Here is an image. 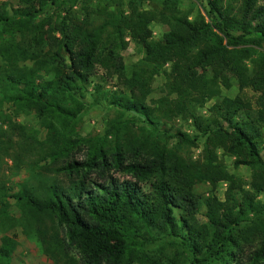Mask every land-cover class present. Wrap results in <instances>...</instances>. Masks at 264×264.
Returning <instances> with one entry per match:
<instances>
[{
  "label": "trees",
  "instance_id": "1",
  "mask_svg": "<svg viewBox=\"0 0 264 264\" xmlns=\"http://www.w3.org/2000/svg\"><path fill=\"white\" fill-rule=\"evenodd\" d=\"M48 1L58 6L67 0ZM254 3L241 0L234 6L226 0H204L203 15L197 11L191 18L177 14L178 10L160 12L168 29L158 39H152L150 29L154 12L141 9L138 0H127L125 10L105 12L95 27L61 21L59 39L42 34L41 21H37L41 9L30 5L9 14L0 9L2 33L30 39L35 45L49 39L57 49L50 77L41 81L12 60L16 54L24 55L19 44L12 42L0 52V101L17 112L33 109L46 116L47 155L60 164L57 169L67 181L44 185L41 197L23 185L9 194L30 217L28 224H23L28 238L52 260L50 264H130L136 246L151 230L173 237L189 254V264L233 259L241 242L252 247L243 254L244 260L264 264V200L259 198L264 193V157L256 146L264 125V54L250 67L245 63L250 50L247 45L264 42V5L255 7ZM105 26L111 30L110 46H114L99 49ZM124 36L141 46L143 61L153 73L164 75L168 91L174 95L167 111L186 113L196 136L159 128L162 123L152 117L154 109L144 100L147 81L142 70L127 79L128 92L106 94L100 84L92 83L94 97L105 99L117 113L101 135L76 136L84 91L95 77V68H104L107 75L123 69L114 47L125 45ZM58 49L63 50L64 58ZM34 55L42 64L44 56ZM195 69L198 76L193 74ZM231 80L239 89L249 87L258 93L254 105L239 95H219L218 85L227 88ZM210 99H216L208 107L215 117L203 118L189 110L192 103L200 106ZM124 113L130 116L124 117ZM136 120L143 125L137 126ZM160 130L191 145L202 138L198 157L187 161L166 149L154 134ZM79 146H83L84 157L75 159L72 154ZM215 148L234 156V166L250 168L247 187L218 161ZM109 169L129 177L115 176ZM147 177L153 178L147 184L148 194L138 182ZM220 181L226 184L221 199L210 194L199 201L195 184L207 182L212 192ZM0 205L1 211L7 207L3 200ZM200 205L205 217L201 224L194 216ZM41 217L55 223L61 238L54 225L40 223ZM31 220L36 221L35 227L29 225ZM14 247L12 238L0 236V264H8ZM71 248L77 250L78 257L69 254ZM142 264L183 263L175 258L165 262L148 258Z\"/></svg>",
  "mask_w": 264,
  "mask_h": 264
},
{
  "label": "rangeland",
  "instance_id": "2",
  "mask_svg": "<svg viewBox=\"0 0 264 264\" xmlns=\"http://www.w3.org/2000/svg\"><path fill=\"white\" fill-rule=\"evenodd\" d=\"M40 1L0 0V9H4L8 14L16 8L29 7L30 5H33L36 9H41L39 10L40 15L37 21H41L42 34L51 35L59 39L60 33L57 27L61 21L69 25L83 26L87 24L88 27H95L101 24L105 12H115L118 9L125 10L127 3V0H67L59 3L58 6H54L48 0ZM138 1L141 9L150 10L155 14V19L150 22L152 39H158L168 29L167 24L159 17L160 12L166 13L168 10H178L177 14H184L188 18H191L197 11L203 15V10H205L204 0ZM226 1H230L234 6H238L241 0ZM166 5H168L167 10H165ZM258 5H264V0H255L254 6ZM262 19H264V15ZM112 38L110 28L105 26L100 35L99 49L101 46L113 47L114 45L110 46L113 41ZM123 39L125 45L122 48L118 45L114 47L121 58L123 69L119 73L107 75L104 68L100 66L95 68V77L91 84L86 86L84 91L82 99L84 107L79 113L78 121L74 128L76 136L101 135L107 122L114 118L117 113L116 109L109 105L105 99L100 97L97 100L94 97L92 83L100 84L103 92L106 94L128 92L127 79L132 73H140L141 70L145 72L142 78H145V81H147V94L144 100L155 111H153L152 117L162 123L163 126H159V128H167L169 132L180 130L190 138L196 136L198 132L194 128L191 118L186 113H176V110L167 111L169 107L167 104L171 102L174 95L169 93L164 75L153 73L150 70L149 66L143 61V49L140 45L129 39L128 36H124ZM12 42L19 44V46L25 49V52H22L24 55L19 53L18 55L16 54L17 56H13L12 60L16 66L21 70L33 71L37 81L50 77V67L54 64L52 56L56 49L53 41L48 39L41 45H35L30 39L23 41L17 35L9 36L0 30V52L2 51L1 47L7 46ZM247 46H249L250 50L249 57L245 63L250 67L255 63L260 54H264V42L258 46ZM58 50L64 58L63 50ZM32 51L33 53H29ZM34 52L44 56L42 64L38 60H34ZM2 64V58L0 57V66ZM193 74L194 76H198L199 70L195 69ZM218 88L220 96L232 98L235 95H239L253 105L258 95L257 92H254L249 87L239 89L233 80H231L229 87L225 88L218 85ZM1 96L2 89L0 85V100ZM215 100L210 99L200 106L192 103L189 110L203 118H213L215 115L210 113L208 107ZM129 116L130 114L124 113V117ZM45 119V115H39L33 109L17 112L9 103L0 101V202L3 200L7 205L2 211L0 205V236H8L15 242V247L10 255L8 264H50L52 262L51 259L41 252L40 247L32 239L28 238L23 224H28L30 217L28 218L27 213L20 210L9 197V194L15 192L21 185L38 195V197H41L44 185L51 182L59 184L67 182L65 175L57 169L60 164L52 161L47 155L43 129ZM136 124L137 126L143 125L139 120H136ZM154 134L166 149L174 152L184 160L193 161L200 153L202 138L197 137L196 145H191L182 143L175 136H166L161 130ZM263 145L264 125L260 127L259 137L256 138V146L261 156L264 157ZM215 152L217 153L218 161L224 165L225 169L235 175L244 187H247L251 178L250 168L242 164L234 166V156L223 152L220 148H215ZM72 156L75 159L83 158V146H79ZM109 172L115 176L129 177V175L113 169H109ZM152 180L153 178L151 177L139 178L138 180L146 194L150 192L147 184ZM225 187V182L220 181L213 187L211 192L209 184L205 182L195 184L193 190L195 195L199 196V201H201L210 194H215L221 199ZM259 198L264 200V193L259 194ZM194 216L200 224L205 221L202 205L199 206ZM40 223L54 225L55 231L61 238V231L54 222L52 224L48 218L41 217ZM29 225L35 227L36 221L31 220ZM251 249V246L241 242L240 251L233 259H226L218 264H253L252 262L249 263L246 259L244 260L243 256L246 252H250ZM136 250V257L133 258L130 264H142L148 258H157L162 262H165L169 258H175L183 264H189L190 261L189 254L181 249L173 237L155 230H151L149 237L140 241V244L136 246ZM69 254L74 257H78L79 255L74 248L69 249Z\"/></svg>",
  "mask_w": 264,
  "mask_h": 264
}]
</instances>
